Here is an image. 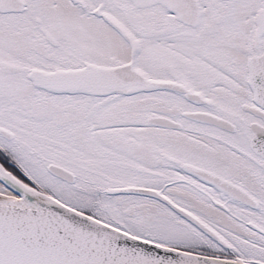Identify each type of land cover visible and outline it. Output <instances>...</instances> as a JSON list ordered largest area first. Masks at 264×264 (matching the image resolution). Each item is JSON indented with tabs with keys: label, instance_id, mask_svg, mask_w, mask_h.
Returning <instances> with one entry per match:
<instances>
[{
	"label": "snow or ice",
	"instance_id": "6c2138e0",
	"mask_svg": "<svg viewBox=\"0 0 264 264\" xmlns=\"http://www.w3.org/2000/svg\"><path fill=\"white\" fill-rule=\"evenodd\" d=\"M0 264H264V0H0Z\"/></svg>",
	"mask_w": 264,
	"mask_h": 264
}]
</instances>
